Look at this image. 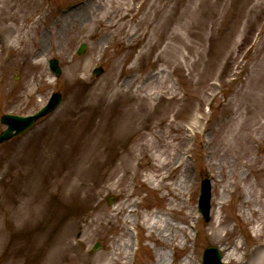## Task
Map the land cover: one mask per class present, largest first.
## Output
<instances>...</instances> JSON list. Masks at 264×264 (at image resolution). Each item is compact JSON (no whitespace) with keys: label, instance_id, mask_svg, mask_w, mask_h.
<instances>
[{"label":"rangeland","instance_id":"rangeland-1","mask_svg":"<svg viewBox=\"0 0 264 264\" xmlns=\"http://www.w3.org/2000/svg\"><path fill=\"white\" fill-rule=\"evenodd\" d=\"M53 91L58 109L0 145L1 264H157L161 252L200 264L207 246L226 264L252 258L263 226L264 0H0V117L32 114ZM117 121L130 130L116 133ZM179 151L181 168L159 169ZM205 177L208 222L197 211ZM24 195L31 220L16 226L8 212ZM161 214L185 227L178 241L148 230L145 217Z\"/></svg>","mask_w":264,"mask_h":264},{"label":"bare ground","instance_id":"bare-ground-1","mask_svg":"<svg viewBox=\"0 0 264 264\" xmlns=\"http://www.w3.org/2000/svg\"><path fill=\"white\" fill-rule=\"evenodd\" d=\"M19 7L20 6H18V8ZM71 12H74V10H72ZM71 12L69 13V15L67 17L72 18L77 13V12H74V13H71ZM112 27H114V25L108 26V28H112ZM124 70H126V69H124ZM113 83H114L113 82V78H110L109 82H106L107 85H111ZM100 87L104 88L103 86H100ZM102 92L105 93L104 91H102ZM102 98L105 99V96H103ZM116 126L118 127L119 130H121V129H125V131H129L130 130V125H125L124 127H121V121L120 122L117 121V123H115V127H114V131L116 133H117ZM182 155H183V152L179 151L177 153V156H176V158H175V160L173 162L170 161L168 159V157L160 158V160H159V169L165 170L166 167L169 168L171 166L170 169L172 168V171H173L174 169L181 168V166L183 165L182 161L184 160ZM162 156H163V154L160 155V157H162ZM185 172L186 171H180L179 177L176 179L175 184L173 185L174 190H177L178 192H182L183 191L182 185L185 183ZM243 174H244V176L246 175V173H242V175ZM160 177H161V181H160L161 183H163L168 178L167 175H161ZM258 187H261V192L264 195V173L262 175V179H260L258 181ZM164 188H166V186H164ZM172 197H173V195H172ZM251 198H252V186L250 185V186H248V190L246 192V196L243 199L244 203H250L251 202ZM256 199L257 198L254 199V202H256V204H258V211H260V215H261L259 218H257L256 223L260 222V224L263 225V226H261V228L258 229V231H257L258 233L256 234V236H258L261 241L257 243L255 251H254L251 259H249L248 261L240 260L239 262H237V264H264V232H263L264 231V223L261 222V218L264 215V204L262 206L259 205V200L258 199L256 200ZM17 201L21 202V207H20V209H17V211H15V209L14 210H9V212H8L9 219L16 226H18L17 225L18 222L23 223V224L26 225L31 220L30 212L28 211V207H27L28 199L24 195L22 197L17 198ZM175 202L179 205L180 208L182 207V205H181L182 203L178 202L177 199L175 200ZM170 205H173V202ZM181 210H182V208H181ZM133 212H134L133 209L128 210L127 215L130 217V216H132ZM128 216H126V218ZM163 216L164 215L161 214L160 217L159 216H155V218H152V219L146 216L145 217V221L150 220V224L148 226V230L154 229L155 232L157 233V235L162 238L164 243H170L173 239L178 241V239H179V234L178 233L181 232L185 227L184 226H180L178 224V222L175 221L173 218H170V220H168L166 217L162 218ZM133 222H135V220ZM223 226H224L223 222L220 219L217 218L216 219V223H215V228H214L215 235H217L220 232V230L223 228ZM184 238H185V236H184ZM3 240H4V236L2 234H0V247L2 246ZM124 245H126V244L124 243ZM129 247L131 249V245ZM240 247H242V246H238L237 245L236 248L239 249ZM221 249H223L222 246H221ZM235 252H236V250H235ZM115 253L118 256H120V255H122V253L124 254L125 252L122 251V252H119V253L118 252H115ZM234 255H235V253H227V252H225L223 254V257L226 260H229ZM157 257H158V263L157 264H169V262H170L169 257H167V255L164 252H161ZM78 258L80 259V261L83 260L82 257H78ZM52 261H54V259ZM192 261L193 260H192L191 257H186L185 259L182 260L183 264H191ZM15 263L16 262L11 257L8 261H5L3 264H15ZM47 264H54V262H50V263H47ZM109 264H111V263H109Z\"/></svg>","mask_w":264,"mask_h":264},{"label":"water","instance_id":"water-1","mask_svg":"<svg viewBox=\"0 0 264 264\" xmlns=\"http://www.w3.org/2000/svg\"><path fill=\"white\" fill-rule=\"evenodd\" d=\"M83 50L84 45L81 46L78 51V54H82ZM50 68L55 75H58L60 73V69L57 66L56 60L51 61ZM100 72L101 69H98L96 71V74H99ZM59 101L60 95L54 94L50 98L48 104L33 116L20 117L16 115H3L1 118V123L6 124L8 127L0 134V143L8 140L13 135L19 134L28 129L37 118L54 110L58 105ZM210 197V182L208 179H204L201 181L198 211L203 216L205 221L209 220ZM220 260L221 254L218 248L209 247L204 251L203 264H224Z\"/></svg>","mask_w":264,"mask_h":264}]
</instances>
